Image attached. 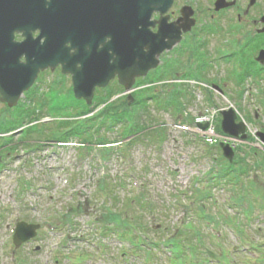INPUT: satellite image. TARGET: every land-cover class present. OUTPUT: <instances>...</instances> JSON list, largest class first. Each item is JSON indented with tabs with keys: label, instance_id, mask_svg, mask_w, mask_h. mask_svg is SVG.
<instances>
[{
	"label": "rangeland",
	"instance_id": "obj_1",
	"mask_svg": "<svg viewBox=\"0 0 264 264\" xmlns=\"http://www.w3.org/2000/svg\"><path fill=\"white\" fill-rule=\"evenodd\" d=\"M183 2H189L196 8L199 23L197 28H199L210 14L207 10L212 8L214 0H178L175 8H180ZM239 4L240 11L245 10L248 0H239ZM263 14L264 1H260L250 10L244 30L235 28L238 30L236 34L211 38L214 40L209 44L205 54L199 53L200 56L204 54L212 61L213 58L217 60L222 52L236 49L235 46L244 41L245 35L255 34L260 25L254 22ZM227 16V27L230 28L235 25L237 15L231 13ZM179 48L180 45L177 46V49ZM249 54L254 59L257 52H247V55ZM171 57L174 59L175 53L171 54ZM187 59L188 55L184 58L181 55L178 60H181L180 63L183 65ZM231 67L232 64H220L212 70L210 77L221 79L228 75L227 70ZM160 89V86L156 87L157 94ZM191 89L195 91L193 93L195 98L193 97V101L186 104V109L183 111L194 118L206 111L205 109L210 105L205 102L203 90L196 87ZM226 89L230 94L229 98L214 95L215 105L220 109L233 106L239 111L241 117L250 121L249 125L252 128L264 131V110L256 102L260 100L259 92L262 93V89L264 90V80L248 81L244 89L242 88L245 91L241 103L239 99L232 98L236 90L233 82H228ZM167 91L168 89H165V92ZM64 92L66 90L56 103L52 102L48 106L49 108L46 107V97L40 93L36 96L22 97L19 101L20 106L13 109L19 110L18 118L15 112L10 111L11 109L0 102V130L3 126L14 125L17 128L10 133L14 136V142L4 148L0 147V155H2L0 159V264H147L148 260L144 256L149 254L145 251H139L138 255L133 253L132 256L127 253L125 257L123 253L130 252V249L121 244L116 235L110 234L105 238L97 233V227L105 218L104 214L111 211V209H104L103 206L107 208L117 206V213L128 218L137 213V216L143 218L144 225L149 224L150 230L156 228L161 232H158L156 236L150 235L154 240H166V235L172 236L170 234H174L177 229L187 230L192 224L198 226L196 222L199 218L195 212H192L189 200L197 199L196 191L200 189L199 184L203 176L208 174L207 170L212 164L211 154L209 152V156H205L202 152L203 147L198 141L199 138L194 137L192 133L182 131V125L178 123L180 119L169 112L153 111L159 109H152V106L148 110H152L150 114L153 125L149 133L154 131L153 134L140 133L135 145L131 144L132 147L128 145L130 149L125 143L126 146H123L125 151L120 156L115 153L104 155L106 153H101L96 147L83 149L79 147L81 141L76 138L70 140L69 147L59 146V143H54L50 137L58 131H65L66 125L59 127L60 124H58L60 117L67 116L66 112L61 111L79 110L78 108L81 107V105L71 106L68 103L71 100L70 92ZM144 95L147 94L144 93ZM141 97L144 96L138 94V100ZM118 100L105 110H125L124 104L127 97ZM261 102L264 104V99ZM98 110L101 109L98 108ZM37 116H40L38 119L40 123H44V126H38L35 131H31L30 135L19 132L21 126L37 120L35 119ZM253 116H256L255 121L251 118ZM161 125L164 126L163 134L155 133ZM120 132L121 128L117 131L110 130L104 137L117 141L121 138ZM3 143L5 141L2 139L0 146ZM216 154L213 157L219 159ZM238 156V162L249 170L246 183L250 186L251 179H254L255 175L256 188L262 195L264 155L249 152L247 148H244ZM102 179H106L107 192L100 191ZM122 181H124L123 186ZM111 184L116 186V195L108 198L106 193L114 189ZM103 185L102 182L101 187ZM249 188V193L256 194L254 187ZM209 189L212 190L208 186ZM230 190V188H213L212 199L203 205L205 212L213 214L220 212L223 216H231L234 213L231 209L234 207L237 209V206L233 205L232 200V202L229 201ZM261 195L257 199L262 198ZM135 196L140 198L139 201L143 199L144 205L150 206V209L145 210L144 206L140 205L132 210L127 206L130 204L134 207L129 200ZM199 205L200 203H197L195 208H199ZM182 212L187 214L183 217ZM197 213L200 214L199 211ZM19 221L39 224L40 229L37 230L38 233L34 239L22 243L20 247H14L12 231ZM183 222L184 225H182ZM159 225L160 228H158ZM201 227L211 238L210 243L220 242L210 236L207 223ZM256 229L260 232L255 231ZM245 230L247 239L255 242L264 241V215L253 224H248ZM221 231L223 240L227 242V246L223 245L222 248L229 250L233 245L240 244L236 242L237 239L229 227H221ZM213 249L216 253L221 251L219 246H214ZM167 252V247L158 250L152 262L148 264H167V262L171 264L172 262L167 258ZM202 259L205 260L204 257ZM231 261L235 264H252L246 256L243 259L241 255L232 257Z\"/></svg>",
	"mask_w": 264,
	"mask_h": 264
},
{
	"label": "water",
	"instance_id": "obj_2",
	"mask_svg": "<svg viewBox=\"0 0 264 264\" xmlns=\"http://www.w3.org/2000/svg\"><path fill=\"white\" fill-rule=\"evenodd\" d=\"M256 0H251L249 5H253ZM12 2V3H11ZM4 3L5 10H9L8 21H10V28L15 29L18 24L22 26V16L14 11V2ZM173 3V0H104L100 15H92L89 19V28L96 32L103 33L105 37L112 38V42H116L114 52L117 54V59L113 65L104 66V61L99 62L92 60L89 68H87V77L75 78L76 95L81 97L83 95L88 101L91 100L94 88L104 87L107 85L109 79L118 73L120 82L126 89L130 91L134 83V78L147 74L152 68H155L159 61V56L163 51L172 49L173 46L180 41L182 31L191 30L195 21L190 17L193 12L190 8L183 10V24L179 27L173 25H166L165 18L160 23V28L157 34H150L146 26L144 29L136 30L133 26L141 24L143 20L149 18L154 10L161 13L166 12ZM98 2H91V9ZM225 0H218L216 2V9L227 7ZM1 11V9H0ZM264 24V17L262 18ZM17 22H19L17 24ZM133 29V32L131 30ZM264 33V28L260 30ZM12 36L10 47L4 51L0 49V95L1 101L8 103L13 107L17 105L20 96L24 91L28 90L35 81V76L42 69H46L50 62H43V59L51 60L54 55L50 50H24L15 45L12 46ZM12 43V44H11ZM108 49V46H106ZM104 48L102 53L108 52ZM147 48L148 52H144ZM26 53L27 63L24 66L20 63V57ZM46 60V61H48ZM257 61L264 63V51L260 52ZM108 62V60H107ZM106 62V64H108ZM85 79V80H84ZM222 129L223 132L233 136L245 139L246 126L243 123L236 124V114L230 109L223 112ZM261 141L264 143L263 133L258 134ZM224 151V156L232 161L234 152L228 145L221 144ZM38 225H28L26 223H19L17 225L16 234L14 236V244L20 246L22 242L29 241L36 236Z\"/></svg>",
	"mask_w": 264,
	"mask_h": 264
},
{
	"label": "flooded vegetation",
	"instance_id": "obj_3",
	"mask_svg": "<svg viewBox=\"0 0 264 264\" xmlns=\"http://www.w3.org/2000/svg\"><path fill=\"white\" fill-rule=\"evenodd\" d=\"M99 1L101 0H13L14 7L22 16L24 23L20 29L15 31L14 37L17 43L24 42L27 35H30L32 39L38 40L37 43H32L33 46H30V48L42 49L44 47L43 45L48 41H51L54 46H59L61 44H59L60 40L63 39L65 40L64 45L68 48V53L66 54L67 61H65V64H62L59 59L55 63L56 67L53 71H44L39 74L38 78L41 81L49 74H53L60 83H65L66 85L71 84L74 77L86 75L85 69L88 67L92 50L96 52L102 50L104 45L110 40L106 38L103 42H91L89 19L92 15L99 16L100 11L97 10V6L91 9L90 3ZM234 1L236 2L234 7L223 9L217 12V14L213 12L212 8H208L207 11L210 13L209 17L211 18V23H214L216 30H221L226 34L232 32L233 27H227L226 19L228 17L227 15L231 13L237 15V26L244 30L247 24L246 18L250 13V9L242 12L240 11L239 0ZM260 1L264 0H259L258 3ZM6 2L10 3L11 0H0V6ZM177 2L178 0L174 1L171 9L166 14L168 23L180 22L181 10L184 6L192 7L195 10V16H197L198 12L196 8L189 2H183L182 6L176 9ZM213 3L212 7L214 6ZM159 18L160 14L154 13L151 20L157 21ZM202 25L203 26L200 27L201 30L205 27L204 24ZM151 29L155 32L157 27L155 28V26H153ZM3 31H5V27ZM23 59L25 60L24 57ZM64 65L70 67L69 72L63 73L62 68ZM116 81L117 78L112 82ZM88 108L89 107H87V109ZM81 110H85V108Z\"/></svg>",
	"mask_w": 264,
	"mask_h": 264
},
{
	"label": "trees",
	"instance_id": "obj_4",
	"mask_svg": "<svg viewBox=\"0 0 264 264\" xmlns=\"http://www.w3.org/2000/svg\"><path fill=\"white\" fill-rule=\"evenodd\" d=\"M254 40H250V46L253 45L254 43H252ZM235 68H234V84H235V88H238L235 90V96L233 97L234 99H239V101L241 102V99H243V94L245 90H242V88L244 89L246 83L248 81H255L258 82L259 79L262 77L261 75H263L264 73V68H262L261 66L257 65L253 60H241L240 58L238 59L237 57H235ZM176 66L171 65V69L177 71L178 68L175 69ZM202 68V66H201ZM182 69V67H181ZM180 69V70H181ZM189 69V77H194V78H199L198 76L199 74V70L198 68H193L192 66L188 67ZM182 71V70H181ZM174 73V71H171ZM241 89V90H239ZM169 101H179L182 100V90H174L173 92L170 93L169 95ZM147 102V99H145L143 101V103ZM170 102H168L170 104ZM110 112H113L111 114H109ZM137 110H108L107 112H105L104 116L102 119L105 122H101L102 124H100L101 126H105L113 128L114 126L120 124V123H124L127 122V130L125 131V135H131L132 133L137 132L139 129L144 130V128H148V121L143 119V117H140L137 115ZM94 119H91V121L93 122ZM102 120V121H103ZM78 130V129H77ZM82 134L83 130H79ZM78 131V133H79ZM74 133V132H73ZM69 134V133H68ZM68 136V135H67ZM253 140V139H251ZM12 142V140H11ZM103 143L101 144H106V141H102ZM218 152L220 161H219V165L220 168L218 171V176L215 177V182L217 183V185L220 186H227L229 187V185L231 186V188H235V187H239L237 186L238 181H240L239 179H247V174L249 173L248 169H245L243 165H241V163L234 162L233 164H228L225 160H223V157L221 156L220 150L215 149ZM257 154H259V151L257 149H253ZM256 180H252L250 182V186L243 184L241 186V191H239V193L235 194L237 195V197L235 198V200H233L237 205L241 206L242 210H240V212L237 211L238 215H241L242 218H240L239 216H234V219H230V220H234L235 222H231L233 224V229L234 232L236 234H238L243 241H248L249 244L251 245V247H253L254 249H256V254L258 255V259L257 260H253L250 257H247V255H245L246 253L243 252H238L237 251H233V255L234 257H238L241 255V257L244 259L245 256L248 258L249 262L251 261L252 264H264V241L263 242H255L252 241L251 239H247L246 238V225L247 224H253L254 221H258L259 219V214L257 215V213H259L258 211L256 212V205L258 204V200H251L250 198L248 199L249 201L247 202V205L243 207V203L245 201V197L241 196L243 194L244 191H246V189L253 188L254 187V192H256V194H254L255 196H260V191L259 189H257L256 187V183L254 182ZM249 188V189H250ZM263 192V191H262ZM254 195L251 194V197H253ZM262 197L264 198V196L262 195ZM204 199H208V196H205ZM263 209V206L260 207V210ZM257 215V216H256ZM117 215L114 214H107L106 219L110 222H114L116 225L118 224L119 227H122L120 229H118V231H122L123 237L125 236H129L133 241H136V239H138V236H136L130 229L131 227V223L130 220L133 222L134 220L132 219H127V218H123L122 220H120L118 217H116ZM141 219L137 218L136 219V223L134 224V226L136 228V232L137 231H143L144 233H146L147 229L143 228L141 225ZM235 223V224H234ZM240 223H243V225H241ZM240 224L241 227H239L238 225ZM235 225V226H234ZM139 227V229L137 228ZM239 227V228H238ZM109 228L104 227V234H106L108 232ZM193 233L188 235V240L187 242L184 243V245L191 250L192 253H194L195 255H192V257L196 256L197 259L200 260V258L198 257V255H200V253H203V249L208 247V245H206L204 243V234H202V230L199 228H193ZM183 235V234H182ZM122 237V238H123ZM130 239V240H131ZM143 241L141 242H134L135 243H140L142 244ZM139 244V245H140ZM171 245H174V248L178 251L179 247L178 245H176V243H173ZM138 247V246H137ZM222 249V248H221ZM240 249V248H239ZM209 250V248H208ZM184 251V250H182ZM230 250H226V249H222L220 252L215 253L213 252V255L216 256L217 259L220 260H224L226 263L229 264H233L231 261V254L229 252ZM175 256L174 259L179 262L181 260V256L180 253L178 254L177 252H174ZM208 253H212V251H209ZM184 252H182L181 255H183ZM0 260H1V256H0ZM231 261V262H230ZM250 262V263H251Z\"/></svg>",
	"mask_w": 264,
	"mask_h": 264
}]
</instances>
